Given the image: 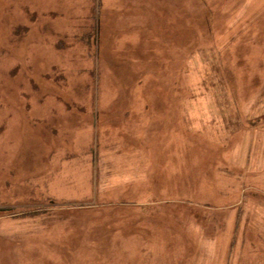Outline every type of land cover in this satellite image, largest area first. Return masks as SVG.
Segmentation results:
<instances>
[{
	"label": "rangeland",
	"instance_id": "374dc122",
	"mask_svg": "<svg viewBox=\"0 0 264 264\" xmlns=\"http://www.w3.org/2000/svg\"><path fill=\"white\" fill-rule=\"evenodd\" d=\"M0 264H264V0H0Z\"/></svg>",
	"mask_w": 264,
	"mask_h": 264
},
{
	"label": "crops",
	"instance_id": "0c3cea01",
	"mask_svg": "<svg viewBox=\"0 0 264 264\" xmlns=\"http://www.w3.org/2000/svg\"><path fill=\"white\" fill-rule=\"evenodd\" d=\"M242 180H243V178H242ZM236 181H237V183L235 185L233 184V181H229L228 183H226L225 188L222 189L223 193H220V195H221L220 197H225L226 195L229 194L230 198L232 199L233 198L232 195H234L235 194L234 192H237V191L239 192L238 195H240L241 191H242L240 188L241 182L239 180H236ZM233 189H235V190L233 191ZM227 191H229V193Z\"/></svg>",
	"mask_w": 264,
	"mask_h": 264
}]
</instances>
